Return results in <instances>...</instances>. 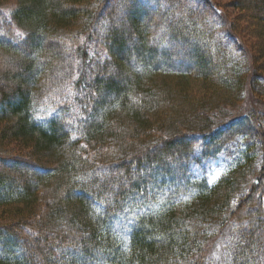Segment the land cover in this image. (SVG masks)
<instances>
[{
    "label": "trees",
    "instance_id": "1",
    "mask_svg": "<svg viewBox=\"0 0 264 264\" xmlns=\"http://www.w3.org/2000/svg\"><path fill=\"white\" fill-rule=\"evenodd\" d=\"M110 1L0 3V264H33L26 250L43 264H244L254 253L264 264V229L253 227L264 222V0L231 3L247 13L242 24L208 0H139L138 7L125 0L122 23L113 26L111 8L99 33ZM175 1L192 15L189 26L208 34L203 46L214 69L200 49H177L192 45L181 34L185 25L180 30L170 18L149 28L147 13H164ZM158 30L165 35L159 54L150 43ZM47 39L68 50L65 71L58 53L44 48ZM17 43H28L36 59ZM156 58L191 66L163 68ZM245 100L250 112L236 117ZM21 166L31 178H22ZM176 173L179 188L151 196L146 176L163 189ZM108 180L125 185L112 191ZM181 186L189 191L174 201ZM253 201L259 210H247ZM122 221L119 241L112 229ZM55 228L76 257L55 258L41 245L38 235Z\"/></svg>",
    "mask_w": 264,
    "mask_h": 264
},
{
    "label": "rangeland",
    "instance_id": "2",
    "mask_svg": "<svg viewBox=\"0 0 264 264\" xmlns=\"http://www.w3.org/2000/svg\"><path fill=\"white\" fill-rule=\"evenodd\" d=\"M12 1H14V0H0V3L2 2L1 3L2 6H6V8H9V6L11 5V2ZM208 1L210 3H212L213 5L216 6L218 13L221 16H223V18H225L224 16L226 15L227 16L226 18L229 17L233 22H235V23L237 22L236 24H242L244 22V20H245V17H247V13L245 11H243L242 13H239V11H237V10H235L233 8V6H232L231 3H233L234 0H208ZM130 3L131 4H134L133 5L134 7H138L137 4L141 5L139 0H134L132 2L130 1ZM130 3H129V1L126 2L125 0H124V2L122 0H111L110 3H109V5L105 8V10L99 16L100 18L97 21V30L99 31V33H102V31H100L101 30V27L103 26V23H104L103 20H102V18L106 14H109L111 8L116 9L115 14H114V17L112 18L113 26L118 27L122 23V21L124 20L125 15H126V12L122 13L120 10H122V9L128 10V8H130ZM119 4L122 5V7L120 9H119ZM160 6H158V9H159ZM171 6H172V9H168L167 8V11L164 12V13H160V14L158 13L157 14V13H155V11L152 12V13H150V12L147 13V15L149 17L146 20H147V24H148L149 28H152V27L153 28H156V27L160 26V24H162L164 21H167L170 18H171V22L176 27H178V29H180V30H181L180 26L185 25V28L183 30H181V34H182L183 37L189 39L190 43L193 46L192 45L182 46V48L181 47L178 48V46H177V49L179 51L181 49L182 52L185 51V50L191 51L193 49H198V50L200 49L201 50V53L204 54V60L208 64H211V67L210 68L214 69V65H213L214 64L213 63L214 55H212L211 53H209V54L208 53H205V49H204V46H203L204 41L207 40L208 34H206L203 31V28L200 25H196L195 27H190L189 26L190 23H191L190 21L193 20V17H192V15L187 16V14H184L186 12V8L183 7L184 4L182 2H176V1L175 2H171ZM239 19H240V21L242 23H240ZM242 19H244V20H242ZM4 20H6L5 15H1V22L4 21ZM245 22H247V20H245ZM12 29H14V28H12ZM2 33L3 32L0 31V36L2 35ZM13 34H12V32L10 33V35L13 36L12 39H11L12 41L11 40L10 41L12 42V44H15L16 43V41L14 40V38H15L14 35L15 34L14 35ZM243 36H244V38H245L246 41H248L249 43H251V45H253V49H256L254 47V45L256 44V40H254V38L249 37L245 33H244ZM164 37H165V35L160 30H158L156 32V34H155L154 40L150 42L157 49V53L158 54L162 50V46H160V45L162 44L161 41L164 40ZM17 44H19V43H17ZM53 44L54 43H52V42L50 43L49 39H47V40H45L43 42L44 48L45 47H49L51 53H53V54L54 53H56V54L58 53V56L60 57V61H59V64H57V65H58L59 68H61V71L63 72L71 64V60L69 58L68 50L67 49H62V48H59L58 50H56L54 48V45ZM29 46L30 45L28 43L27 44L26 43L25 44L24 43L23 44L20 43L19 45L16 46V48H17V50L20 53L28 56V58H30V59H36L37 56L29 49ZM156 46H158V47H156ZM24 58H26V57H24ZM16 60H18L19 62H21L22 61V58H18L17 57ZM159 61H160V59H158V58L155 59V63H158L157 66H163V68L164 67H174V66H177V65H181V66H191V64H189L187 61H184L182 59H179L178 61H172V60L170 62H167L166 61L165 63H163V62L161 63ZM147 62H151L149 60V58H148ZM130 65H131V68L138 69V65L136 63L131 62ZM38 68L39 67L37 65H35V67L33 69H38ZM8 70L10 72H16L17 71L13 66H9ZM215 73L217 74V77H220V72L215 71ZM53 74H52L53 75V77H52L53 79H55V80L56 79L57 80L60 79L61 73H59V71H56V72L53 71ZM85 74H86V76L91 77V76H93L94 74H97V73H95L93 71V73H91V74H89V72L88 73L85 72ZM127 75L128 74H126V76ZM247 98H248V95H247ZM252 99H253V97H250V101H252L254 103V101ZM244 102H245V105L243 106L242 111H237L236 117L237 116L244 115V114H248L250 112L249 110L253 106L252 103H250L249 101H246V100ZM33 109H35V107ZM34 111L35 110H33V112ZM230 112L231 113H229L228 115H232L233 112H234V110L233 111H230ZM75 117H77V116H75ZM226 120L227 119H225V120L223 119V120H221V122L224 123ZM61 121H62L63 126H65L66 129H71V128L74 127L72 121L69 120V119H66V120L65 119H62ZM163 164H165V163L163 162ZM212 165L213 164H211V166ZM208 168H210V166ZM19 169L21 170V176H22L23 179L31 178V176H32V170H30L29 168H27L25 166L24 167L21 166V167H19ZM132 174L133 175L130 178H132V180H134L136 178V174H134V171H132ZM95 176L100 181L108 178L106 173H98ZM172 178H173V182H172L173 185L170 186L167 183V186L166 187H164L163 189H160V187H156V185H155L158 182L157 179H155V181L154 180H149V177L146 176L147 185L150 188V192H152L151 196H153L156 200H160L162 198V194H164V192L168 191L169 189H172L173 190V189L179 188L177 186L182 181L181 180L182 179L181 173L180 174H177L176 173ZM109 181L110 180H108L106 182V186L108 188H110L112 191H115V189L117 187H120V186L123 187L125 185V182L122 181V180H120V181H118L116 183H112V182H109ZM153 182L155 184H153ZM87 188H88V190H91L92 189L93 192H98V190H97L98 187H95V189H93L91 187H87ZM187 190L189 191V189H187ZM187 190H186V188H184V187L181 186L180 187V191L182 193H180L178 196H175V197L173 196L174 197L173 200L175 201V200L182 199V197L185 196V192ZM261 193L262 194L260 195V197H262V195L264 196V190H262ZM176 197H178V199ZM256 197H258V196H256ZM140 202H141V199L140 200L136 199V200H134V205L135 204H139ZM146 204H148V206H151L150 199L146 201ZM153 207H155V206L149 207L148 210L149 211L150 210H153ZM262 208L264 210V206ZM131 209H132V210H130L131 213H136V211L138 210V208H134V207H132ZM259 209H260V206H259V204L256 201L251 202V204L247 206V210H259ZM115 226H119L120 228L112 229V232L117 236L116 237L117 240L121 241V239H122L121 237H122V234H123L122 229L124 228V222L123 221L122 222H118V223L115 224ZM253 227L258 228V229H264V222L261 225H258L256 223H254L253 224ZM60 230H61V228H58V229L55 228L53 230V232H49V233L48 232H45V231H42L38 235V237H40V239L45 238L48 241L45 240L44 243L41 242V245L43 247L49 248L48 251L55 258H59L60 256L67 257V259L68 258H72V257H76L74 255L73 251L72 250H69L67 248V246H64L63 247V246H61L59 244L58 241H59V237L61 235ZM65 235L67 237H71V238L73 236L74 237H78L75 233H70V232L69 233L66 232ZM258 247L259 248H257V251H260L261 245L258 246ZM212 251H214L215 254H217L219 251H221V248L218 247L217 250H212ZM13 252L15 253V255L17 257H19V254H20L19 250H14ZM22 254L24 255V257H28L29 259H31L33 261V264H43L41 262V259L40 258L38 259L35 254H33V253H31V252H29L27 250H26V252H24ZM243 259H244V262H245L244 264H259L258 259H257V256L255 255V253H254L253 256H248L246 258L244 257Z\"/></svg>",
    "mask_w": 264,
    "mask_h": 264
},
{
    "label": "snow or ice",
    "instance_id": "3",
    "mask_svg": "<svg viewBox=\"0 0 264 264\" xmlns=\"http://www.w3.org/2000/svg\"><path fill=\"white\" fill-rule=\"evenodd\" d=\"M246 226V225H245Z\"/></svg>",
    "mask_w": 264,
    "mask_h": 264
}]
</instances>
